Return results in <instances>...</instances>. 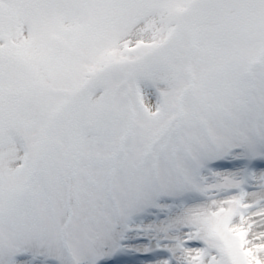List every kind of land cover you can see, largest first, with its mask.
<instances>
[{"label":"snow or ice","instance_id":"snow-or-ice-1","mask_svg":"<svg viewBox=\"0 0 264 264\" xmlns=\"http://www.w3.org/2000/svg\"><path fill=\"white\" fill-rule=\"evenodd\" d=\"M0 264H264V0H0Z\"/></svg>","mask_w":264,"mask_h":264}]
</instances>
